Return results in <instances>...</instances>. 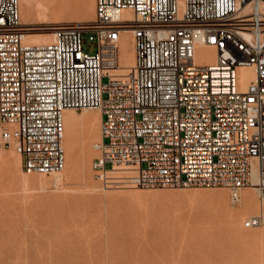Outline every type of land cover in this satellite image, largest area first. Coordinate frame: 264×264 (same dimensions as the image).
Returning a JSON list of instances; mask_svg holds the SVG:
<instances>
[{"label":"built area","instance_id":"obj_1","mask_svg":"<svg viewBox=\"0 0 264 264\" xmlns=\"http://www.w3.org/2000/svg\"><path fill=\"white\" fill-rule=\"evenodd\" d=\"M128 29L135 63L124 68ZM27 36L20 0H0V149L14 148L27 173L62 171L65 110L97 108L103 185L225 186L237 204L257 171L264 196V0H96L93 21L57 24L45 43ZM199 45L216 58L198 60ZM247 65L256 75L242 87Z\"/></svg>","mask_w":264,"mask_h":264},{"label":"rangeland","instance_id":"obj_2","mask_svg":"<svg viewBox=\"0 0 264 264\" xmlns=\"http://www.w3.org/2000/svg\"><path fill=\"white\" fill-rule=\"evenodd\" d=\"M41 1L50 3L54 10L57 9L56 6L59 8L62 5L61 8L56 10L57 12L50 15V22L43 24L46 26L57 25L58 21L54 17L59 16L68 17L73 22H90L95 18L92 17L89 19L90 21H85V17L81 16L85 15L86 9L84 8H88L89 1H91V5L93 0ZM55 2L60 5H57ZM60 11H65L66 16ZM33 12L35 15H32L33 20L36 19L39 22L40 19L36 11ZM61 17L59 18L61 19ZM76 17L78 20H76ZM41 25L36 24L35 26ZM82 38L83 44L89 48L90 52H93L96 44L95 39H93V33H83ZM83 110L79 109L77 112L81 113ZM79 129H75V131L74 129L71 130L75 134L76 130L77 132L79 130L77 135L79 136L80 148L88 146L90 155L87 157L81 156L80 159L76 160L73 152L68 150L70 155L68 154V147L65 145L66 156L68 155L70 158L67 156L68 162H66V170L63 172L66 173L68 171L72 174L68 177L66 175L68 172L64 173L65 175L61 183H54L52 174L41 177L42 175L39 173H28L31 182L28 184L27 189H25L24 180L21 179L23 176L20 173L16 172L14 175V171L11 170L12 173L10 170H7L12 175L10 173L7 174L6 169L3 171L4 168L0 170L7 174L0 172V201L2 200L0 202V264H175V262L176 264H189L191 262L189 259H195L190 264H193L194 261L195 264H264V251H262L264 250V204L261 203L264 196L259 191L258 195L257 192L255 193V200L259 207L257 206L253 210L254 212L252 211V213L249 212L250 214L247 213L242 216L243 219L242 217L239 218V226L241 228L239 231L242 232L241 230H243V233L237 232L236 235L239 233V238H237L233 234L236 231L228 224V217L238 212L237 209L239 210L242 206L241 202L244 198V192L249 188L251 189L252 186L242 189L243 196L239 203L233 204L228 194V201L230 203L228 201L226 205L219 203L223 206L216 204L219 207L213 205V203H216L213 200H208L209 202L207 200H199V202L205 201L199 204V202L192 201V199L197 196L195 194H199L203 189V191H210V189L213 190L214 188L223 190L225 186L141 188L122 185L107 187L96 179L94 171H92V161L96 155L92 144L97 141V138H95V142H93L94 138L89 143L82 142L83 127L79 126ZM12 151L13 149L11 148L3 149L4 155H10ZM75 161L78 163H74ZM79 163L82 164L80 166L83 169L79 168ZM85 163L86 166L84 165ZM72 169L77 170L79 174L75 173ZM78 169H81L82 173ZM15 177L18 178L15 179ZM33 177L34 186L31 185ZM38 178H40V181L44 179L45 182L43 184L41 182L38 183ZM92 178L94 182H91ZM12 180H17L15 182L17 184ZM92 183L95 187L91 185ZM36 184H40L42 188ZM20 186L23 188L21 189ZM19 191L21 192V196L18 194ZM14 192L17 194L16 196H13L15 195ZM36 192L38 193L36 194ZM194 192L195 194H192ZM227 192L230 193L229 189ZM184 194L187 196L186 198ZM257 197L258 199H256ZM178 200H180L181 205L186 201L189 207H187V204L185 205V202L182 206L179 205V207L177 204ZM258 201L260 202L259 204ZM224 206L229 207L227 209ZM220 208L222 209L221 211ZM162 211L166 212L165 214L167 215L165 216ZM195 211L198 212L195 213ZM199 211H203L204 214L201 213L200 215ZM222 211L223 213H220ZM221 214H228L227 218L223 219L224 217ZM163 215L167 218V221H164ZM254 215H261L262 221L255 226H245V221ZM176 216L179 220L176 219ZM226 219L228 223L227 221L225 222L228 226L226 223L223 224ZM224 225L226 226L224 227ZM196 226H198V230L202 228L201 230L205 232L200 233L201 230L199 232L196 230L195 232ZM245 229H248L246 230L248 236L245 235ZM228 230L232 232L228 234ZM135 232L139 234L136 233L135 235ZM147 234L150 239H147ZM205 234L206 237H204ZM199 236L203 237L200 238ZM251 237L254 239H251ZM259 237L263 239L260 243H258ZM192 238H196L193 239L194 243L191 240ZM234 238H237V240L234 241ZM253 240L255 241L254 243ZM248 242L254 246H251ZM115 244L119 246V249ZM242 244L243 246L250 245L252 249L249 246L245 248L247 250L249 248L250 250L248 251L251 254L243 249ZM137 245L141 246L137 247ZM257 246L261 247L257 248ZM255 247L258 249L257 251ZM256 252H260L261 255ZM258 255L259 257H257ZM194 256L195 258H193ZM249 256L256 258L252 259Z\"/></svg>","mask_w":264,"mask_h":264},{"label":"bare ground","instance_id":"obj_3","mask_svg":"<svg viewBox=\"0 0 264 264\" xmlns=\"http://www.w3.org/2000/svg\"><path fill=\"white\" fill-rule=\"evenodd\" d=\"M48 1V0H47ZM56 1H58V0H56ZM64 1V0H63ZM66 1V0H65ZM88 1V0H87ZM96 1V0H95ZM95 1L93 0L92 1V4L90 5V2L91 1H89V7L88 8H84V9H86V12H85V15H81V16H84L85 17V21H88L90 18H92V17H95V14H96V5H95ZM56 3V2H55ZM87 4H88V2H86ZM54 4V3H53ZM57 5H60L59 3H56ZM63 4H65V2H63ZM86 4V6H88ZM20 5H21V20H22V23L24 24V25H30V26H26L27 27V29H28V36H27V38H28V40L30 41V42H32V43H45V42H49V41H51L52 40V38H53V33H54V29H55V26H46V25H43V24H46L47 22H50V15H52L53 13H55V12H57L56 10L57 9H59V8H61V6L62 5H60L59 6V8H58V6H56L57 7V9H55L54 10V8L50 5V3H46V1L45 2H43V1H41V0H20ZM66 5V4H65ZM64 5V6H65ZM64 10V9H63ZM33 11H36V13H37V15L39 16L38 18L40 19V21L38 22V20H33V18H32V15H34L33 13ZM60 12H63V11H60ZM68 12V11H67ZM22 13H23V18H22ZM59 13V12H58ZM66 12L64 11L63 12V14H65ZM70 13V12H69ZM84 13V12H83ZM83 13H81V14H83ZM60 14V13H59ZM68 14V13H67ZM71 14V13H70ZM61 15H62V13H61ZM35 16V15H34ZM56 16V15H55ZM65 16H66V14H65ZM59 17H61V16H59ZM59 17H54V18H56L55 20H57L58 21V24H65V23H73V20L72 19H69L68 17H64V16H62L61 17V19L59 18ZM121 17L122 18H128V19H133L134 18V14H133V11L131 10V9H125V10H123L122 11V15H121ZM57 18H59V19H57ZM77 18V17H76ZM32 19V20H31ZM50 19V20H49ZM79 19H80V17H79ZM76 20H78V18L76 19ZM84 20V19H83ZM90 21V20H89ZM75 22V21H74ZM81 22V21H80ZM36 24H42L41 26H35ZM196 57H197V59L198 60H200V61H212L213 59H215L216 58V52H215V50H214V48L213 47H210V46H205V45H199L198 46V49H197V53H196ZM120 59H121V65L124 67V68H127V67H131V66H133L134 65V63H135V47H134V40H133V35H132V32H131V30L130 29H128L125 33H124V35H123V37H122V40H121V44H120ZM238 70H239V73H240V77H241V86L242 87H244V86H246L251 80H253L254 78H255V75H256V72H255V68H254V66L253 65H247V66H241V67H239L238 68ZM101 117H102V115H101V111L99 110V109H97V108H85L84 110H83V112H77V110L76 109H66L65 110V112H64V119H65V123H66V134H65V141H64V143H65V145L68 147L67 148V152H68V154L70 153V152H73L74 153V155H75V159L76 160H78V159H80V157L81 156H83V157H87V156H89L90 155V150H88V146L85 148V147H81L80 148V145H79V136L77 135L78 134V132H79V130L81 129H79V126H82L83 127V131H82V139H83V141L82 142H90V141H92V139H93V142H95L94 140H95V138H97V140H99V139H101V127H100V122H101ZM71 129H74V131H75V129H79L78 130V132H77V130H76V134L75 133H73L72 132V130ZM81 133V132H80ZM81 137V136H80ZM81 140V139H80ZM92 142V143H93ZM84 145V144H83ZM93 145V149H94V151L96 152V150H95V148H94V143L92 144ZM11 149H13V151L11 152V154L10 155H4V153H3V149H0V170H2V168H4L3 169V171L6 169V171L7 170H12V171H14L15 173H14V175L16 174V172H18V173H20L21 174V176H23V177H21V179L22 180H24V187H25V189H27V186H28V184L31 182V179L29 178V176H28V173L22 168V158H21V155L14 149V148H11ZM70 152H69V151ZM9 151H11V150H9ZM93 151V152H94ZM7 152V151H6ZM70 155V154H69ZM73 155V156H74ZM94 155V154H93ZM68 156V155H67ZM82 157V158H83ZM92 157V156H91ZM68 158H70L69 156H68ZM72 160H73V158H71ZM84 159V158H83ZM88 159H90V157H88ZM92 159V158H91ZM85 161H86V158H85ZM89 163H90V161L89 160H87ZM67 162H68V159H67ZM83 162H84V160H83ZM82 162V163H83ZM74 163H76V161L74 162ZM78 163V162H77ZM76 163V164H77ZM80 164L81 163H79V168L81 167L80 166ZM70 165V164H69ZM82 165V164H81ZM85 166H86V163L84 164ZM75 166V165H74ZM77 166V167H78ZM88 166V165H87ZM66 168V167H65ZM63 169L62 171H60V172H58V173H53L52 174V180L54 181V183H56V184H59V183H61L62 181H63V178H64V175L68 172V171H66V173L65 172H63L64 170H66V169ZM73 168V167H72ZM82 168V167H81ZM83 169V168H82ZM16 170V171H15ZM68 170H70V169H68ZM72 170H74V169H72ZM79 170V169H78ZM11 171V172H12ZM75 171V170H74ZM80 172L82 171L81 169L79 170ZM93 171V170H92ZM0 172H2V171H0ZM2 173H5L6 174V172H2ZM10 172L9 171H7V174H9ZM13 173V172H12ZM12 173H10V174H12ZM65 173V174H64ZM75 173H77V170L75 171ZM82 173V172H81ZM90 173H91V171H90ZM94 173V172H93ZM1 174V173H0ZM6 174V175H7ZM71 172H68V174H66L68 177L69 176H71ZM77 174H79V173H77ZM77 174H76V176H77ZM84 174H85V172H84ZM13 175V174H12ZM19 175V174H18ZM42 176L41 177H44L45 175H48V174H41ZM75 175V174H74ZM11 176V175H10ZM20 176V175H19ZM18 176V177H19ZM34 176V175H33ZM37 176V175H36ZM40 176V175H39ZM38 176V177H39ZM8 177V176H7ZM18 177H15V179L16 178H18ZM48 177V176H47ZM49 177H50V175H49ZM73 177V176H72ZM94 177V176H93ZM51 178V177H50ZM65 178L67 179V177L65 176ZM39 180H38V183L39 182H41L42 184L45 182L44 181V179L43 180H41L40 181V178H38ZM42 179V178H41ZM70 179V178H69ZM14 180V179H13ZM12 180V181H13ZM33 181H32V184L31 185H33L34 183V177H33V179H32ZM35 180H36V177H35ZM50 180V179H49ZM9 181V180H8ZM17 180H15V181H13L14 183L16 182ZM52 181V182H53ZM93 181V178H92V180H91V182ZM253 181H254V185H252V188L250 189H248V190H246L245 192H244V198H243V200H242V206H241V208L238 210L237 209V213H235V214H233V215H231V217H228L229 218V223H228V221H227V219L226 220H224V222H223V224L224 223H226L225 221H227V223L231 226V228L232 229H234V231H236V232H234L233 234L234 235H236V233L237 232H240L239 231V229H241L240 228V224H239V218L240 217H242V216H244L245 214H250L249 212H251L252 213V211L258 206L257 205V203H256V200H255V193L257 192V195H258V191H259V188L257 187V183H258V175H257V171H256V173L254 174V176H253ZM94 182V181H93ZM96 182V181H95ZM36 183H37V181H36ZM15 184H17V183H15ZM19 184V183H18ZM20 185H21V183H20ZM36 185H38V184H36ZM91 185H93V183L91 184ZM13 186V185H12ZM17 186V185H16ZM15 186V187H16ZM34 186V185H33ZM33 186H31V187H33ZM38 186H40V184L38 185ZM97 186V185H96ZM41 187V186H40ZM93 187H95L94 185H93ZM99 187V186H98ZM224 187V186H223ZM222 187V188H223ZM14 188V187H13ZM20 188L22 189L23 187H21L20 186ZM42 188V187H41ZM225 188V187H224ZM224 188H223V190H220V188L219 189H216V188H212L213 190H211L210 189V191H203L202 190V192H200L199 194H195V192L194 193H192V194H195V195H197V196H195L193 199H192V201H197V202H199V200H213V202H216L215 204L213 203V205L214 206H216V204H225L226 205V203H227V201H228V194H229V196H230V193H228L227 191H228V189L226 190H224ZM24 189V190H25ZM93 189V188H92ZM216 189V190H215ZM11 190H12V188H11ZM17 190V189H16ZM24 190H23V192H24ZM94 190V189H93ZM96 190V189H95ZM98 190V189H97ZM196 190V189H195ZM209 190V189H208ZM18 191V190H17ZM38 191V190H37ZM40 191V190H39ZM196 192H197V190H196ZM15 193V192H14ZM21 192L19 191L18 192V194L21 196V194H20ZM31 193V192H30ZM29 193V194H30ZM38 192H36V194H37ZM25 194V193H24ZM28 194V193H27ZM17 194L15 193V195H13V196H16ZM33 195H34V193H33ZM242 195V196H243ZM184 196H185V194H184ZM191 196V195H190ZM25 197V196H24ZM187 196H185V198H186ZM13 198V197H12ZM22 199H23V197H21ZM184 198V199H185ZM230 198V197H229ZM28 199H29V197H28ZM184 199H182V200H184ZM256 199H258V197L256 198ZM181 200V199H180ZM180 200H178V202L180 201ZM215 200V201H214ZM2 201V200H1ZM0 201V202H1ZM25 201V200H24ZM23 201V202H24ZM187 201H188V198H187ZM205 201H200L199 202V204H202L203 202H205ZM177 202V204H178V206L179 205H181V203L179 202L178 203ZM183 202V201H182ZM185 202V205L187 204L186 203V201H184ZM184 202L182 203V205L184 204ZM209 202V201H208ZM207 202V203H208ZM218 202V203H217ZM192 203V202H191ZM210 203H212V202H210ZM228 203H230L229 201H228ZM227 203V204H228ZM260 202L258 201V204H259ZM261 203H263L264 204V198L262 199V202ZM23 204H25V203H23ZM31 204V203H30ZM197 204V203H196ZM209 204V203H208ZM219 204V206H223V205H220ZM0 205H1V203H0ZM28 205V204H27ZM181 205V206H182ZM191 205V204H190ZM198 205V204H197ZM204 205H206V204H204ZM203 205V206H204ZM209 205H211V204H209ZM218 206V205H217ZM216 206V207H217ZM218 206V207H219ZM180 207V206H179ZM187 207H189V204H187ZM206 207V206H205ZM229 207V206H228ZM228 207H225L224 206V208H227L228 209ZM259 207V206H258ZM191 208V207H190ZM196 208V207H195ZM194 208V209H195ZM222 208V207H221ZM220 208V211L222 210ZM202 209V208H201ZM200 209V210H201ZM205 209V208H204ZM193 210V209H192ZM191 210V211H192ZM199 210V209H198ZM203 210V209H202ZM218 210V209H217ZM224 210V209H223ZM158 211V210H157ZM162 212H164V211H162ZM196 212H198V211H195V213ZM200 212V211H199ZM204 212H205V210H204ZM254 212V211H253ZM1 213H3V212H1ZM160 213V212H159ZM166 212H164L163 214L166 216L167 214H165ZM201 213H203V211L202 212H200V215H201ZM220 213H223V211L222 212H220ZM3 214H5V213H3ZM2 214V215H3ZM204 214V213H203ZM1 215V216H2ZM6 215V214H5ZM160 215V214H159ZM164 215H163V217H164ZM198 215V214H197ZM221 215H223V214H221ZM228 214H226V215H223V219H225V217L227 216ZM230 215V214H229ZM6 216H8V215H6ZM9 216H10V214H9ZM4 217V216H3ZM158 217V216H157ZM161 217V216H160ZM169 217V216H168ZM174 217V216H173ZM179 217H180V215H179ZM198 217V216H197ZM1 218V217H0ZM5 218H7V217H5ZM194 218H196V217H194ZM227 218V217H226ZM158 219H159V217H158ZM164 221H167L166 219L167 218H165L164 217ZM175 219V218H174ZM174 219H171V220H174ZM176 219H178L177 218V216H176ZM175 219V220H176ZM242 219H243V217H242ZM179 220V219H178ZM197 220V219H196ZM241 220V219H240ZM163 220H162V222L165 224V222H164ZM242 221V220H241ZM240 221V222H241ZM226 223V225L228 226V224ZM241 224H242V222H241ZM162 225V224H161ZM226 225H224V227L226 226ZM163 226V225H162ZM246 226V225H245ZM198 228V226H196V229H195V232H196V230H198L197 229ZM201 228V227H200ZM230 228V227H229ZM202 229V228H201ZM200 229V230H201ZM243 229V228H242ZM200 230H198V232L200 231ZM246 230H248V229H245V235H247L246 234ZM250 230V229H249ZM138 231V230H137ZM204 231V230H203ZM202 230H201V232L200 233H202L203 232ZM242 232H240V233H243V230H241ZM251 231V230H250ZM263 231V230H262ZM142 232V231H141ZM140 232V235L142 236V233ZM144 232V231H143ZM205 232V231H204ZM229 232H232V231H229L228 230V234H229ZM248 232V231H247ZM256 232V231H255ZM136 233H138V232H135V235H136ZM207 233V232H206ZM139 234V233H138ZM144 234V233H143ZM239 234V233H238ZM236 235L237 236V238H239L238 236L239 235ZM254 234V233H253ZM252 234V235H253ZM257 234V233H256ZM255 234V235H256ZM134 235V234H133ZM132 235V236H133ZM203 235V234H202ZM208 235H209V233H208ZM241 235H243V234H241ZM251 235V234H250ZM249 235V236H250ZM261 235V234H260ZM262 235H263V233H262ZM262 235H261V237H262ZM138 236V235H137ZM144 236H145V234H144ZM143 236V237H144ZM149 235L147 234V239L149 238L150 239V237H148ZM210 236V235H209ZM236 236H234V237H236ZM248 236V235H247ZM257 236V235H256ZM139 237V236H138ZM137 237V238H138ZM177 237H178V235H177ZM181 237H183L182 235H181ZM180 237V238H181ZM198 237V236H197ZM200 237V236H199ZM201 237H203V236H201ZM200 237V238H201ZM204 237H206V234L204 235ZM245 237V236H244ZM264 237V236H263ZM141 238V237H140ZM145 238V237H144ZM174 238H176V236H174ZM237 238H234V241H236L237 240ZM242 238V237H241ZM240 238V239H241ZM249 238V237H248ZM253 237H251V239H252ZM143 239V238H142ZM179 239V238H178ZM193 239H196V238H192L191 240L193 241ZM208 239H209V237H208ZM233 239V238H232ZM246 240H247V238H245ZM244 239V240H245ZM254 239V238H253ZM260 239V240H259ZM202 240V239H201ZM242 240V239H241ZM258 240H259V242H258ZM258 240H257V242L258 243H260V242H262L261 240H263V239H261L260 237L258 238ZM117 241V240H116ZM118 241H119V239H118ZM140 241V240H139ZM147 241V240H146ZM153 241H154V239H153ZM196 241V240H195ZM243 241V240H242ZM249 241H251V240H249ZM120 242V241H119ZM148 242V241H147ZM200 242V241H199ZM247 242V241H246ZM255 241L253 240V243H254ZM116 243H118V242H116ZM146 243V242H145ZM151 243H152V241H151ZM193 243H194V241H193ZM243 243H244V241H243ZM248 243H250V242H248ZM264 243V242H263ZM144 244V243H143ZM155 244V243H154ZM120 245V244H119ZM139 245V244H138ZM137 245V247H140L141 245H142V241H141V245L140 246H138ZM147 245H148V243H147ZM152 245H153V243H152ZM250 245H251V243H250ZM250 245L248 244V245H245V246H243V244H242V246H243V249L244 250H247L246 248V246H249L250 247ZM259 245V244H258ZM262 245V244H261ZM115 246H118V245H116L115 244ZM251 246H254V245H251ZM255 246H256V244H255ZM264 246V245H263ZM246 247V248H245ZM261 247V246H260ZM259 246H257V248H260ZM251 248V247H250ZM256 248V247H255ZM256 248V251L258 250ZM118 249H119V246H118ZM252 249V248H251ZM254 249V248H253ZM248 250H250L249 248H248ZM247 250V251H248ZM255 250V249H254ZM259 250H262V249H259ZM262 251H264V250H262ZM249 252V251H248ZM253 252V251H252ZM250 253V252H249ZM257 254L258 253H260V252H256ZM251 254V253H250ZM260 255H261V253H260ZM263 255V254H262ZM189 256V255H188ZM187 256V257H188ZM190 256H191V254H190ZM250 258H256V257H251V256H249ZM257 257H259V255L257 256ZM191 259H192V257H190ZM193 258H195V256L193 257ZM261 258H262V256H261ZM186 259V258H185ZM176 260V259H175ZM179 260V259H178ZM193 260H195V259H193ZM193 260H190L189 259V261H191L190 263H192V261ZM173 261H174V259H173ZM177 261V260H176ZM183 261H186V260H183ZM189 263V264H190ZM175 264H176V262H175ZM188 264V263H187ZM193 264H195V261H194V263Z\"/></svg>","mask_w":264,"mask_h":264}]
</instances>
